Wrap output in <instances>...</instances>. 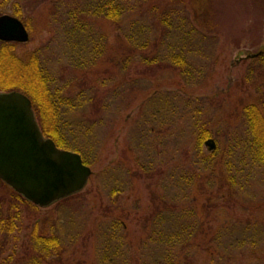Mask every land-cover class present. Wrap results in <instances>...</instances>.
I'll return each instance as SVG.
<instances>
[{"label": "rangeland", "instance_id": "rangeland-1", "mask_svg": "<svg viewBox=\"0 0 264 264\" xmlns=\"http://www.w3.org/2000/svg\"><path fill=\"white\" fill-rule=\"evenodd\" d=\"M166 1H172L181 15H173L165 46L176 49L184 41L193 46L183 72L145 67L138 57L124 64L128 45L122 32L103 18L88 21L76 13L80 31L70 41L61 27L62 15L55 17L51 11L56 0H0V15H18L28 32L27 42H0V49L9 47L20 59L40 51L42 66L57 89L62 88L66 96H92L72 118L64 115L63 125L93 124L89 138L82 130L72 134L65 127L69 145L90 146L85 152L89 164L84 165L91 170L86 184L68 200L46 208L25 200L30 206L20 207L16 231L6 245L0 241V264H32L26 249L32 244L30 235L36 230V236H50V226L58 219L60 247L42 264H149L157 248L143 246L149 235L144 225L156 204L152 199L164 194V175L195 158V132L201 126L208 129L217 148L204 144L202 153L213 154L219 164L210 173L215 181L211 179L202 195L180 186L166 195V206H180L177 203L183 199L181 205L187 207L188 193L183 191L190 192L189 200L195 197L190 207L198 224L204 225L205 234L196 238L203 247L179 252L177 264H264V173L248 150L245 113L254 106L264 119V0ZM84 2L78 0L68 8L82 10ZM192 19L199 39L191 41ZM127 26L125 22L124 33ZM89 38L99 42L101 55L90 57V44L85 46L88 57L80 61L81 40ZM165 53L162 50L159 56L164 59ZM148 54L151 58L155 52ZM8 79L6 84L11 86L7 87H21ZM13 91L28 98L19 89L0 92ZM154 92H169L166 105L159 106L155 129L142 132V103ZM184 171L189 173L188 168ZM210 174L203 172L202 179ZM174 190L177 196L171 199ZM215 229L221 230L222 239L211 242L216 250L210 256L208 241L216 237Z\"/></svg>", "mask_w": 264, "mask_h": 264}, {"label": "trees", "instance_id": "trees-1", "mask_svg": "<svg viewBox=\"0 0 264 264\" xmlns=\"http://www.w3.org/2000/svg\"><path fill=\"white\" fill-rule=\"evenodd\" d=\"M48 1L51 2V0ZM52 1L55 2V0ZM195 1L197 3V0H194V3ZM72 2V0H56L55 7L51 9L55 17L58 13L62 15L61 27L65 28L64 33L67 34L70 41L76 40L78 31H80V23H76V13H79V16L87 20L103 18L112 24L119 34L122 32L123 38L128 45V50L124 52L123 56L125 58L123 60L124 64L128 65L134 62L135 57H138V61L145 67L155 65L163 67V69L171 68L183 72V68L188 62L187 59L193 46L186 41L180 42L183 45L176 49L165 46L169 34L172 33L171 29L174 26L172 22L173 15H181V13L174 9L173 4H171L172 1L85 0L82 5L84 7L82 10H78L76 7L73 10L69 9L68 5H77L78 0L74 1V3ZM132 15L136 18H133ZM14 17L19 19V16L16 14ZM127 19H129L128 22L126 21ZM125 22L128 23V26L126 27L127 31L124 33L122 30H124L123 25ZM182 22L183 25L188 23L186 22V17H183ZM182 24L178 23L177 26L181 28ZM82 25L84 24H81V28L83 29L84 26ZM68 29L71 31L67 32ZM197 30L192 19L191 27L188 31V33L192 34L191 41L192 39L195 40V38L199 39L197 38L199 35ZM89 40L90 38L85 41L81 40L82 46L80 49L82 55L80 61H85V57H88V47L85 48V46H89L90 44L92 45L89 46V56L97 58L98 55H101L99 53V42L96 40V42H93L92 39ZM162 50L166 51L164 59L159 56V52ZM148 52H155V54L149 58ZM39 53L40 51L20 59L12 54L9 47H2L0 49V65L6 64V66H2L0 69V91L19 89L26 94L31 101L35 119L44 138L52 140L59 149L77 152L81 156L83 163L87 165L89 163L86 160L85 152L90 149V146L83 144L82 148L79 149L69 145L65 137V127L71 128L73 131L72 134H77L82 130L83 136L89 138L90 129L93 124L86 125L82 123L80 126H73L74 123L69 125L66 123L63 125L61 120L64 115L67 118H72L85 105V100L88 104L92 101V96L89 98H81L83 93L74 97L64 95V90L62 88L57 89L54 86L55 79L42 66ZM128 61L129 63L127 64ZM8 78H12V81L21 83V87L15 89L13 87H7V85L11 86V84H6L10 81ZM22 83L25 85H22ZM50 86H54L53 90H50ZM168 93L161 94L154 92L153 95H150L144 100L140 112L141 117H143L142 132L143 130L144 132H152L155 129L154 125L157 123L156 121L162 107L166 105ZM160 105L161 109L159 108ZM245 113L249 121L247 137L250 142H248V150L251 153L253 161L263 169L264 173V119L254 106L247 107ZM195 134L193 147L195 158L189 161L188 166L176 167L172 170L170 176L164 175L162 178V182H166L163 189L164 194L161 195V198L152 199L153 204H156L152 208L151 219L144 225L148 229L149 235L143 241V246L155 245L157 248H155L154 257L151 258L149 264H177L179 252L183 250L191 252L192 250L203 247L196 238L200 237L202 235L201 233L204 232V225L198 224V217L190 207V203L195 201V197L193 196L189 200L191 194L185 190L183 192L188 193L185 199L188 200L189 206L181 205L183 199L177 203L180 206H166L165 204L167 202L166 198L172 188L179 186L182 188L191 187L195 192L201 193L202 195L207 187H209L211 179L215 181L214 174L211 175L210 173L215 171L219 161L216 162L213 154L204 155L202 153L203 145L206 144L212 150L215 146L214 141L210 139V133L205 126L197 128ZM208 142L212 144L209 145ZM214 149H217L216 146ZM187 168L189 173H185L184 171ZM143 172L146 173L148 170H144ZM203 172L208 175L210 174V176H205L202 179ZM174 192L175 196H172L171 199H176V191L174 190ZM66 200L68 198L59 201V203ZM159 202L162 203V206L158 205ZM26 205L30 206L24 198L0 181V241L3 246L8 243L7 238L16 231V223L21 219L20 207ZM34 208L35 210L37 209L36 207ZM60 221L61 219H58L55 223L51 224V235L48 237H45L44 234L36 236V230H33L30 235L32 237L30 243L32 241V244L26 247L27 255L31 256L32 264L46 262L48 255L51 252L57 251L60 247L62 241ZM207 230L209 231V227H207ZM214 233L216 237H210L208 241L210 245H208L210 256L216 250L211 242H216L215 239H222L220 229H215ZM206 234H208L207 231ZM0 248L2 247L0 246Z\"/></svg>", "mask_w": 264, "mask_h": 264}, {"label": "water", "instance_id": "water-1", "mask_svg": "<svg viewBox=\"0 0 264 264\" xmlns=\"http://www.w3.org/2000/svg\"><path fill=\"white\" fill-rule=\"evenodd\" d=\"M0 40L25 43L28 33L20 20L2 15ZM90 175L79 154L58 149L52 140L44 139L26 96L0 92L3 183L32 205L46 208L81 191Z\"/></svg>", "mask_w": 264, "mask_h": 264}, {"label": "flooded vegetation", "instance_id": "flooded-vegetation-1", "mask_svg": "<svg viewBox=\"0 0 264 264\" xmlns=\"http://www.w3.org/2000/svg\"><path fill=\"white\" fill-rule=\"evenodd\" d=\"M1 42V41H0Z\"/></svg>", "mask_w": 264, "mask_h": 264}]
</instances>
